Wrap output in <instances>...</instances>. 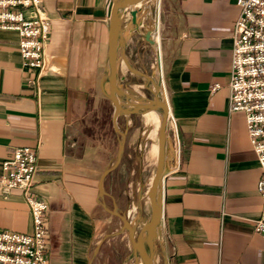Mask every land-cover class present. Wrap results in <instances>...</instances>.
<instances>
[{
  "label": "crops",
  "instance_id": "obj_1",
  "mask_svg": "<svg viewBox=\"0 0 264 264\" xmlns=\"http://www.w3.org/2000/svg\"><path fill=\"white\" fill-rule=\"evenodd\" d=\"M113 2L40 0L51 30L37 85V70L25 66L19 54V34L0 30V172L16 149L35 151L31 195L47 204L48 264L134 261L127 231L113 213L130 225L128 211L120 209L113 193L117 175H112L123 158L129 116L116 119L124 134L122 156L102 182L104 194L98 189L109 167L107 150L119 140L111 126L112 104L104 96ZM154 5L150 31L169 120L159 227L163 250L156 264H264V238L253 231L261 208L260 171L243 113L228 111L231 30L239 9L235 0H154ZM130 26L128 17L120 20L125 59L149 46ZM118 61L119 52V89ZM101 103L110 108V131L80 139L86 133L83 118L96 117ZM0 232H32L19 190L0 197Z\"/></svg>",
  "mask_w": 264,
  "mask_h": 264
},
{
  "label": "built area",
  "instance_id": "obj_2",
  "mask_svg": "<svg viewBox=\"0 0 264 264\" xmlns=\"http://www.w3.org/2000/svg\"><path fill=\"white\" fill-rule=\"evenodd\" d=\"M239 15L231 30L228 111L244 115L249 145L260 171L256 192L261 208L253 231L264 238V0H235ZM0 30L20 36L19 54L24 65L37 70L33 84L44 69V48L51 23L40 0H0ZM211 87V91L217 89ZM36 172V153L30 148L14 151L1 164L0 197L22 192L32 217L29 235L0 232V264H48V231L44 221L47 204L31 195Z\"/></svg>",
  "mask_w": 264,
  "mask_h": 264
},
{
  "label": "rangeland",
  "instance_id": "obj_3",
  "mask_svg": "<svg viewBox=\"0 0 264 264\" xmlns=\"http://www.w3.org/2000/svg\"><path fill=\"white\" fill-rule=\"evenodd\" d=\"M145 12L146 14L142 16L140 20L141 31L142 29L151 30L152 28L153 19L155 16L154 0L148 1ZM136 18L137 21H139L140 16L136 15ZM157 56L156 48L152 49L150 46L146 45L145 48L140 50L137 55L131 54L130 57H126L133 72L126 69V67L122 65L121 62L119 63L117 70L119 90L129 96L132 101L137 99L140 102H152V94L154 92L150 88L152 82L154 88H158L161 85L159 87L161 97H158L159 99L157 98L156 101L159 100V104L164 106L166 105L163 93L162 78L160 79L161 84H157ZM104 93H107L106 89ZM165 109L167 111L166 106ZM139 110L140 114L138 113L129 116L130 124L128 128H126L128 139L123 153V158L119 167L112 172L113 176L117 175V178H113V193L118 198L120 209H122L124 212L128 211V217L130 219V226L132 227L134 238H136L141 232L144 223L149 216L147 187L149 181L152 179L155 167V160L147 159L148 152L153 143L151 137L147 135L150 128L146 127L144 124L141 108ZM109 113L110 108L105 103H101L96 107V113L93 114V116L96 117L83 118L81 129L84 133H86L83 134V137L81 135L80 139L85 140L84 137L86 134L89 135V133H91V137H94L96 134L94 133L95 131H98V133L99 131H102L103 134L105 131H110L108 117ZM167 121H169L168 118ZM118 123L119 125H124L123 119L119 118ZM116 145L117 142L114 140L111 148L107 150L108 154L106 155L105 159L107 166H110L115 159ZM103 158H105V154ZM154 249L156 250L155 261H157L158 257L160 259L161 252L163 250L162 238L159 229L154 239ZM136 257V255H132V260H137ZM134 261L133 264L136 262ZM158 264H160V262H158Z\"/></svg>",
  "mask_w": 264,
  "mask_h": 264
},
{
  "label": "water",
  "instance_id": "obj_4",
  "mask_svg": "<svg viewBox=\"0 0 264 264\" xmlns=\"http://www.w3.org/2000/svg\"><path fill=\"white\" fill-rule=\"evenodd\" d=\"M137 1V0H134ZM146 0H138L139 5L135 7V3H133L129 8L127 7L125 0H114L111 11L110 17L108 22V38H107V64H106V74H105V82L107 85V93H104L105 98L110 101L112 104V115H111V126L114 133L119 137L117 147H116V154L113 163L103 171L102 175L100 176L99 180V193L101 195L104 194L102 188V182L105 179V176L112 172L119 164L122 152H123V145H124V134L119 131L116 125V119L118 116H130L134 114H140V110L137 105L130 103L127 99L131 100L129 96L122 93L117 85H116V56L117 52L125 65V67L131 71L132 69L126 62L124 52H123V44L124 38L119 36V23L120 20L124 17H128L130 19V31L136 33L145 43H147L152 49L154 47V42L151 38V31H141L138 26V22H135L136 13L146 9ZM132 1L130 0V3ZM153 30L156 31V26L153 27ZM157 66V64H156ZM143 77V75H142ZM124 98V102L121 103L117 99V97ZM159 96V87L156 88L152 94V104H156V100ZM163 103V102H162ZM162 105V104H161ZM160 104L156 105V109L160 112L161 121L157 131V155L155 161V167L151 179V184L148 190V203H149V216H148V228L146 232V246L150 250L152 255L151 261L148 263L146 261V257L144 252H142L140 245L138 243L139 236L141 232L137 235L136 238L133 237V230L132 227L128 224L126 219L116 214L115 210L113 213L119 217L122 222L123 227L127 231V235L130 241L131 249L133 255H137L142 264H156L155 261V254H154V239L156 237L157 231L159 229V222L162 219V201L163 196L161 197L159 194L155 197L156 190L161 184L164 175H165V163H164V155H165V135H166V113L163 108H161Z\"/></svg>",
  "mask_w": 264,
  "mask_h": 264
},
{
  "label": "bare ground",
  "instance_id": "obj_5",
  "mask_svg": "<svg viewBox=\"0 0 264 264\" xmlns=\"http://www.w3.org/2000/svg\"><path fill=\"white\" fill-rule=\"evenodd\" d=\"M125 1H126V4H127L128 8L135 2H136L135 7H137L139 5L138 0L137 1L131 0L132 1L131 3H130V0H125ZM148 1L149 0L145 1L146 6L148 4ZM145 10H141V11L137 12L136 15L140 16V18H141V16L146 14ZM135 22H138V24H139V21H137V19L135 20ZM139 26H140V24H139ZM151 38H152V40H153V42L155 44V40H154L153 35H151ZM156 51H157V55H158L157 56L158 57V69H157V74L156 75H157V78H158V83L157 84L159 85V84H161L160 83V55H159L158 49ZM120 62H121V64H123L122 61H120ZM118 64H119V61H118ZM151 84L152 85H150V88L154 91V89L156 87L155 88L153 87V83L152 82H151ZM160 95L161 94H160V91H159V96H158L159 98L161 97ZM120 99L124 100V98H122L121 96H120ZM127 101L137 105L139 109L144 107L143 110H142L143 121H144V124L146 125V127L150 128L148 133H147V135H149V137H151V139L153 140L151 148H150V150L148 152L147 159L156 161V155H157V131H158V128H159V125H160V121H161L160 112L156 109V105L159 104V100L156 101V104H152V102H140L137 99H135L134 101L127 99ZM165 106L161 105V108H163L165 110L166 123H167L168 113H167V111L165 109ZM150 184H151V180L149 181V184H148V187H147V195H148V190H149ZM157 194H159L161 197L163 195V180H162L161 184L159 185V187L157 188L155 196H157ZM132 212H134V211H132ZM160 225H161V221L159 222V227H160ZM147 228H148V219L145 221L144 226H143V228L141 230V234L139 236L138 243L140 245V248H141L142 252H144V254H145L146 261L149 263L151 261V259H152V255H151L150 250L148 249V247L146 246V248H145ZM157 239H158V237H157ZM154 254L156 255V250H154ZM137 264H142V263L139 260Z\"/></svg>",
  "mask_w": 264,
  "mask_h": 264
}]
</instances>
